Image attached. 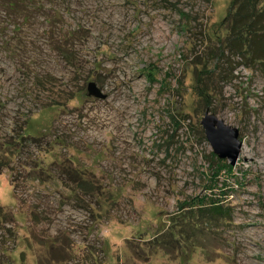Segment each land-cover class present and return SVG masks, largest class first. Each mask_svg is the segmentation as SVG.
Returning a JSON list of instances; mask_svg holds the SVG:
<instances>
[{"label":"rangeland","instance_id":"obj_1","mask_svg":"<svg viewBox=\"0 0 264 264\" xmlns=\"http://www.w3.org/2000/svg\"><path fill=\"white\" fill-rule=\"evenodd\" d=\"M232 4L16 0L7 27L0 11V264H264V31L261 58L240 51ZM206 111L237 129L234 162ZM193 198L227 213L176 235Z\"/></svg>","mask_w":264,"mask_h":264},{"label":"trees","instance_id":"obj_2","mask_svg":"<svg viewBox=\"0 0 264 264\" xmlns=\"http://www.w3.org/2000/svg\"><path fill=\"white\" fill-rule=\"evenodd\" d=\"M15 3L16 0H0V11L4 12L5 17H10L8 22H4V27H7V23L10 22L14 26H19L23 20L19 19L18 9L12 8ZM232 6L233 10L230 11L224 21L228 33L238 40L240 51L247 52L250 50L251 58H261L262 56H256L259 48L256 46L258 42H256L255 36L259 31H264V0H233ZM26 15L28 17L29 13L24 12L23 18H26ZM1 27L2 25H0V30ZM212 34L214 36L217 35V37L220 36L216 34L215 30L212 31ZM27 129L24 133L17 134L20 139L25 137L34 138L30 128L28 127ZM16 143L18 142L16 141ZM195 201H197V198L189 199L179 204L180 215L176 217L175 226L172 228L176 235H182V232L187 234L195 230L194 228L200 226L196 222L201 221L202 217L207 218L209 221H218L228 210L227 207L225 208L220 203V200H206L207 202L201 200V203ZM181 217L183 219L182 222H180Z\"/></svg>","mask_w":264,"mask_h":264},{"label":"water","instance_id":"obj_3","mask_svg":"<svg viewBox=\"0 0 264 264\" xmlns=\"http://www.w3.org/2000/svg\"><path fill=\"white\" fill-rule=\"evenodd\" d=\"M88 93L96 96H104L100 88L95 85L93 80L87 82ZM201 125L207 140L210 142L212 151L219 157H227L234 162L238 152L240 142L237 141V129L224 124L222 119L206 111L201 119ZM231 145V146H230Z\"/></svg>","mask_w":264,"mask_h":264}]
</instances>
